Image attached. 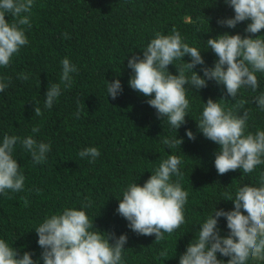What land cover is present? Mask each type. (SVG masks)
Returning a JSON list of instances; mask_svg holds the SVG:
<instances>
[{
	"label": "trees",
	"instance_id": "obj_1",
	"mask_svg": "<svg viewBox=\"0 0 264 264\" xmlns=\"http://www.w3.org/2000/svg\"><path fill=\"white\" fill-rule=\"evenodd\" d=\"M31 11L32 26H25L29 44L12 57L8 68H0V76L11 78L10 86L0 93V141L5 134L23 139L33 135L32 128L38 126L40 131L34 138L50 143L51 151L45 163L34 164L30 153L19 144L15 146L14 158L25 176V188L0 194V239L21 253H34L33 259L39 260L42 249L37 244L36 227L51 214L67 207L79 210L90 201L91 207L84 210L94 219L97 229L114 232L117 237L127 235L124 264H179V256L198 235V225L214 207L232 210L227 195L234 194L239 186L257 184L264 165L250 174L242 170L217 174L214 152L218 145L199 133L196 122L202 103L209 98L216 101L223 96L228 101L219 102L228 107L236 101L213 81L199 92H188L186 123L177 130V138L184 141L181 152L168 149L162 140L176 135L175 130L166 120L158 119L155 109L146 103L151 97L128 86L132 73L127 60L132 54L142 56L155 32L167 35L175 28L184 42L202 51L205 66L212 67L217 57L208 50L206 41L225 32L244 35L248 22L234 29L219 26L218 19L234 15L223 0H34ZM5 19L12 21L11 16L6 15ZM260 35H264V30ZM64 57L78 72L72 74V87L64 89L61 84L62 94L51 109H46L47 87L60 83V62ZM182 59L190 62L187 55ZM179 63L174 61V66ZM174 66H168L173 75L177 74ZM200 68L198 65L194 71L203 76ZM21 73L30 74L29 79H18ZM257 75L256 92L241 89L236 97L247 101L244 108L249 112L251 132L264 130V111L253 99L264 92V74ZM115 79L120 80L123 91L113 100L107 96L105 81L111 83ZM35 106L41 108L42 115L34 114ZM186 130L195 134L194 141L187 138ZM87 147L100 151L93 163L89 157L78 156ZM171 154L182 158L183 176L179 182L189 193L185 223L156 242L154 235L133 233L116 209L127 184L137 181L142 186L159 162ZM218 227L222 237L227 235L224 218L219 219ZM164 249L168 255L160 257ZM217 258L227 264V257L217 253ZM39 264L43 261L39 260Z\"/></svg>",
	"mask_w": 264,
	"mask_h": 264
},
{
	"label": "clouds",
	"instance_id": "obj_2",
	"mask_svg": "<svg viewBox=\"0 0 264 264\" xmlns=\"http://www.w3.org/2000/svg\"><path fill=\"white\" fill-rule=\"evenodd\" d=\"M223 3L233 10L234 15L218 19L219 26L234 29L240 23H248L244 35L225 32L206 41L208 50L217 57L212 67L205 66L202 51L184 42L175 28L167 35L155 32L142 56L132 54L128 58L127 67L132 73L128 86L146 98L151 97L146 103L155 109L157 118L166 120L176 133L172 137H164L162 143L168 149L180 152L184 141L177 138V130L186 123L190 107L188 92L190 89L199 92L207 87L208 81L223 86L226 96L236 103L228 107L219 102L228 101L223 96L216 101L209 98L202 103L203 109L196 126L204 138L218 145V150L214 152V167L218 175L237 170L250 174L264 165V130L248 131L249 112L244 108L247 101L236 100V97L241 89L250 88L256 92L259 87L257 74H264V35H260L264 30V0H223ZM33 7L34 0H0V68H8L12 57L29 44L25 26H32ZM6 15L12 17L11 22L5 19ZM206 21L209 24V20ZM64 36L68 38L66 33ZM185 55L190 57V62L183 61ZM174 61H180L179 65L174 66ZM60 63V83L48 85L44 100L46 109H51L62 94L61 84L64 89L72 87V74L78 72L67 57ZM169 65L175 67L177 74L168 71ZM198 65L203 76L194 71ZM29 75L21 73L18 79L26 81ZM105 82L107 96L117 99L123 91L120 80ZM10 84V77L0 76V93ZM253 99L264 111V92ZM34 114L42 115L41 108L35 106ZM76 116L79 118V108ZM31 131L33 135L23 139L5 134L0 141V194L7 195L9 191L17 193L25 188V176L14 158L17 144L30 153L34 164L47 161L50 143L34 138L40 131L38 126ZM185 135L191 141L196 139L191 130H186ZM78 156L81 159L89 157V162L93 163L100 156V151L97 147H87L79 151ZM181 164L180 155H167L142 186L134 181L123 189L116 212L127 221V227L133 233L154 235L155 241L159 242L165 239V234L171 235L185 223L184 209L189 193L179 182L183 176ZM173 177L178 179L173 180ZM226 201L232 202V210H217L214 207L198 225V235L179 256V264H225L224 260L217 258V253L228 258L227 264L264 262V172L257 184L239 186L234 194L227 195ZM89 207L90 201L79 210L64 208L45 217L36 227L37 244L42 249L39 260L43 264H124L127 235L117 237L114 232L97 229L94 219H90L84 210ZM220 218L226 220L228 229L223 237L218 227ZM33 255L28 251L21 253L6 240L0 239V264H39ZM159 255L167 256L168 250H162Z\"/></svg>",
	"mask_w": 264,
	"mask_h": 264
}]
</instances>
